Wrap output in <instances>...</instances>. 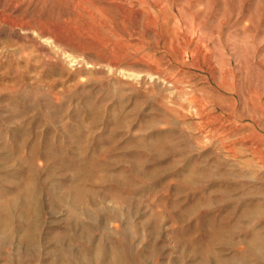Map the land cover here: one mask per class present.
Masks as SVG:
<instances>
[{
  "label": "rangeland",
  "instance_id": "374dc122",
  "mask_svg": "<svg viewBox=\"0 0 264 264\" xmlns=\"http://www.w3.org/2000/svg\"><path fill=\"white\" fill-rule=\"evenodd\" d=\"M264 264V0H0V264Z\"/></svg>",
  "mask_w": 264,
  "mask_h": 264
},
{
  "label": "bare ground",
  "instance_id": "6f19581e",
  "mask_svg": "<svg viewBox=\"0 0 264 264\" xmlns=\"http://www.w3.org/2000/svg\"><path fill=\"white\" fill-rule=\"evenodd\" d=\"M114 258H115V261H116L115 264H121L120 261H119V257L118 256L115 255Z\"/></svg>",
  "mask_w": 264,
  "mask_h": 264
}]
</instances>
